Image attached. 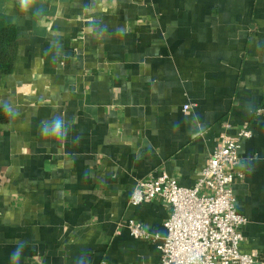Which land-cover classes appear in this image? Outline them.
Here are the masks:
<instances>
[{"label":"crops","instance_id":"crops-1","mask_svg":"<svg viewBox=\"0 0 264 264\" xmlns=\"http://www.w3.org/2000/svg\"><path fill=\"white\" fill-rule=\"evenodd\" d=\"M15 28L0 70V264H159L161 172L190 187L221 133L240 141L232 185L242 253L264 257V0H0ZM188 105V109L183 107ZM63 115V144L42 133ZM229 125L226 127V125Z\"/></svg>","mask_w":264,"mask_h":264},{"label":"built area","instance_id":"built-area-1","mask_svg":"<svg viewBox=\"0 0 264 264\" xmlns=\"http://www.w3.org/2000/svg\"><path fill=\"white\" fill-rule=\"evenodd\" d=\"M251 134L248 124L235 136L219 134L207 163L190 187L179 185L164 172L138 179L129 203L136 206L160 200L168 209L165 235H153L133 220L117 223V233L124 226L134 238L157 242L159 264H264L258 251L239 250L246 218L236 210L232 189L234 182L243 178L240 141Z\"/></svg>","mask_w":264,"mask_h":264},{"label":"trees","instance_id":"trees-1","mask_svg":"<svg viewBox=\"0 0 264 264\" xmlns=\"http://www.w3.org/2000/svg\"><path fill=\"white\" fill-rule=\"evenodd\" d=\"M15 28L0 18V70L10 72L13 68L15 49ZM9 111L0 106V123L9 121Z\"/></svg>","mask_w":264,"mask_h":264},{"label":"clouds","instance_id":"clouds-1","mask_svg":"<svg viewBox=\"0 0 264 264\" xmlns=\"http://www.w3.org/2000/svg\"><path fill=\"white\" fill-rule=\"evenodd\" d=\"M28 3L29 0H21L22 5H27ZM5 111L6 112L8 111L7 106H5ZM65 120L66 118L63 115L53 117L52 120L53 129L51 134L49 135V133L46 130L42 134L48 138L56 139L57 141H60L63 144L67 136V132L65 130L66 127ZM21 254H22V247H18L12 253L11 259L15 261L16 264H18Z\"/></svg>","mask_w":264,"mask_h":264}]
</instances>
